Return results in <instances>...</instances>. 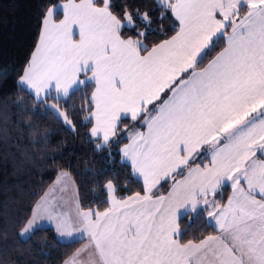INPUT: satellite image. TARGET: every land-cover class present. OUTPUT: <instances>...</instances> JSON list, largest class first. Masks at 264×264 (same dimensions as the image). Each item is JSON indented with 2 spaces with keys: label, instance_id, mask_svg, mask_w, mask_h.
I'll use <instances>...</instances> for the list:
<instances>
[{
  "label": "snow or ice",
  "instance_id": "6c2138e0",
  "mask_svg": "<svg viewBox=\"0 0 264 264\" xmlns=\"http://www.w3.org/2000/svg\"><path fill=\"white\" fill-rule=\"evenodd\" d=\"M164 4L177 27L151 46L139 38L146 32L123 35L133 16L126 6L114 10L112 0H67L59 22L54 8L41 14L38 43L18 82L33 98L54 90V99L93 84L90 136L105 144L121 134L122 120L142 122L146 131L130 138L123 156L144 189L117 198L108 180L109 206L101 211L77 201L74 215L45 193L28 210L25 230L46 217L68 237L86 234L85 248L102 264H264V0ZM142 19L149 20L147 12ZM221 38L224 47L199 67ZM60 115L72 126L66 112ZM205 147L209 163L201 160V167L195 160ZM177 174L184 178L175 180ZM170 177L168 195L154 196ZM227 182L233 195L220 204L215 196ZM201 205L220 237L182 242L180 211ZM84 252L65 264H95L91 256L80 259Z\"/></svg>",
  "mask_w": 264,
  "mask_h": 264
},
{
  "label": "trees",
  "instance_id": "16d2710c",
  "mask_svg": "<svg viewBox=\"0 0 264 264\" xmlns=\"http://www.w3.org/2000/svg\"><path fill=\"white\" fill-rule=\"evenodd\" d=\"M64 1L67 0H0V264H63L79 249L83 240L63 241L51 227H38L26 238L21 235L30 216L28 210L62 173L73 179L83 208L102 211L108 207L103 190L108 180L116 186L117 198L143 194L144 185L133 176L120 153L129 141L126 129L141 128L142 122L122 120L121 134L97 148L101 140L90 136L93 122L89 98L93 84L78 88L67 98L54 99L56 95L52 93L37 100L18 82L20 70L38 43L41 14ZM112 3L114 10L123 11L126 6L135 20L134 28L124 27L126 38L135 37L139 29L146 32L144 44L151 46L174 34L175 19L156 0ZM146 12L147 21L142 19ZM61 16L58 12L56 20ZM224 45L225 39L221 38L199 67H204ZM51 105L66 112L72 126L65 124ZM180 177L177 174L174 179ZM172 181L164 182L153 195H165ZM230 192L231 188L224 185L215 197L224 203ZM179 225L182 242L198 243L217 234L202 211L185 214Z\"/></svg>",
  "mask_w": 264,
  "mask_h": 264
},
{
  "label": "crops",
  "instance_id": "0c3cea01",
  "mask_svg": "<svg viewBox=\"0 0 264 264\" xmlns=\"http://www.w3.org/2000/svg\"><path fill=\"white\" fill-rule=\"evenodd\" d=\"M156 1H157V0H156ZM66 2H67V1L60 2L57 6L52 7V8H54V20H55V22H59V20H56V15H57L58 12H60L61 15H62L61 18H60V20L63 19L62 5H63L64 3H66ZM76 2H79V1H76ZM157 3H158V2H157ZM161 3H162V5H160L159 3H158V4H159L160 6L166 8V7H165V4H164V0H161ZM166 9H167V8H166ZM245 11H246V9H242V10H241V15H243ZM173 18H174V17H173ZM41 30H42V29H41ZM77 31H78V30H77ZM75 38L78 39V35H77ZM206 65H207V64H206ZM206 65H205V66H206ZM89 75H90V74H89ZM81 78L83 79V77H81ZM20 85H21V84H20ZM21 86L24 87L23 85H21ZM24 88H25V87H24ZM78 88H80V86H77V87L73 88L72 90H70V94H71L73 91L77 90ZM25 89L28 90V91L34 96V93L32 92V90L27 89V88H25ZM93 90H94V89H93ZM52 93H54L55 95H57V94L55 93V91L52 90V91H50V92H48V93H41L40 98H36V99H37V100H42V99H44L45 97H47L48 95H50V94H52ZM138 131H146V128L143 127V126H141V128L138 127V128H129V129H126V131H125V135L129 138V141H128L126 144L130 143V138H131L136 132H138ZM94 138H95V137H94ZM96 139H98V138H96ZM100 140H101V139H100ZM126 144H124V145L121 147V150H120V153H121V159H122V161H123L124 163L130 165L129 161H128L126 158H124V156H123V148H124V146H125ZM104 145H105V143H103L102 140H101V143H100L99 146H104ZM209 157H210V149H207V148L205 147L204 149H201V155H200V157L198 158V162L195 163V164H198V165H200L201 167H203V164H208V163H209ZM258 158H264V157H260V156H259V153H258ZM201 160H203V164H201ZM130 167H131V166H130ZM131 169H132V168H131ZM185 170H186V171H185L184 175L187 174V169H185ZM64 174H66V173H62V174L56 179V181H55V182H54V183L48 188V190L46 191V193H49V199H54V200L57 201V203L60 205V210L66 212V213H70V214H73V215H74L75 212H76V204H75V202H77V201L79 202V200H78L77 188H76V185H75L73 179H72L68 174H67V176L65 177ZM132 174H133V176H134L135 178H137V179H138L139 181H141L142 184H143L142 178H141L140 176H138L135 172H133V170H132ZM183 178H184V176H182V177H180V178H177V179H175V180H182ZM171 179H173V178L170 177V178H168V179H166V180L161 181V183H160L159 185H157V187L153 190V192L156 191V190H157V189H158V188H159L164 182H166V181H168V180H171ZM224 185H228V186L231 188V184H230V182H227V183L223 184L222 186H224ZM172 186H173V181H172V184H171V186H170L168 192H167L165 195H163V196H167V195H168V193H169V192L171 191V189H172ZM222 186H221V187H222ZM44 195H45V194H44ZM115 195H116V194H115ZM232 195H233V190H232V188H231V192H230L228 198L231 197ZM228 198H227V200H228ZM215 199H216V201H217L218 203H220L219 200H218L216 197H215ZM40 200H41V199H40ZM227 200H226L224 203H220V204H226V203H227ZM108 206H109V205H108ZM198 211H202V212H204L205 215H206V213H207V209L204 208L203 205L200 206V208H199ZM189 212H192L190 208L182 209V210L180 211V214H179V221H180V219H181L182 216H184L185 214H187V213H189ZM196 212H197V211H196ZM206 217H207V215H206ZM207 219L209 220V222L213 225V227H214V228L216 229V231H217V234H215V235H211V236H215V237L219 238L220 235H221V232H220V229H219L218 225L216 224L215 220H214V219H209L208 217H207ZM53 223H55V221H53ZM53 223H52V221H50V220H49V221H46V217H44L43 223L40 225V227H51V228H53V229L55 230L57 236H58L61 240L66 241V242H71V241H75V240H83V243L81 244V246L79 247V249H85V252L82 253L80 259H81V260H85V259H87V256H91L92 259L95 261V264H102V259H101V257L99 256L98 253L95 252L94 249H92V248H88V251H87V249L85 248V246L88 244V241H87V238H86V234H85L84 237H81V235H80L79 233H74L71 237H68L67 235H65V234H63V233H59V232L57 231V229L52 225ZM77 227H79V225H77ZM37 228H38V227H37ZM34 230H35V229H34ZM207 237H208V236H207ZM198 243H199V242H198ZM68 259H69V258H68ZM68 259H67V260H68ZM63 264H65V261H64Z\"/></svg>",
  "mask_w": 264,
  "mask_h": 264
},
{
  "label": "rangeland",
  "instance_id": "374dc122",
  "mask_svg": "<svg viewBox=\"0 0 264 264\" xmlns=\"http://www.w3.org/2000/svg\"><path fill=\"white\" fill-rule=\"evenodd\" d=\"M157 2H158L160 5H162L161 0H157ZM159 4H158V5H159ZM133 21H134L133 24H126L125 27H126V28H134V27L136 26V23H135L134 18H133ZM136 32H137V33H141V32H144V31L138 29ZM136 36H137V35H136ZM136 36L133 37V38H136ZM143 37H144V36H140L139 38H140V39L143 41V43H144ZM55 110L58 112L59 115H60V113H62V111L59 110L58 108L55 109ZM43 220H44V217L38 219V221L36 222V224H35L32 228L28 229L27 231L25 230L26 227H27V224H26V226L24 227V229H23L22 232H21L22 237H23V238L28 237V236L34 231V229H36L37 227H40V225L43 223ZM46 221H49V220L46 218ZM52 223H53V221H52ZM52 225L56 228L55 223H53Z\"/></svg>",
  "mask_w": 264,
  "mask_h": 264
}]
</instances>
